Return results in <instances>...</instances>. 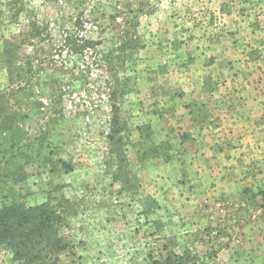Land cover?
Here are the masks:
<instances>
[{
  "label": "rangeland",
  "instance_id": "obj_1",
  "mask_svg": "<svg viewBox=\"0 0 264 264\" xmlns=\"http://www.w3.org/2000/svg\"><path fill=\"white\" fill-rule=\"evenodd\" d=\"M5 40L15 55L1 53ZM224 71L264 79V0H0V92L19 113L0 132V207L68 199L61 264H151L184 251L195 264H264V156L219 157L237 171L202 178L180 127L154 133L161 89L199 72L220 82ZM172 160L179 170L142 173ZM8 254L0 247L1 263Z\"/></svg>",
  "mask_w": 264,
  "mask_h": 264
},
{
  "label": "crops",
  "instance_id": "obj_2",
  "mask_svg": "<svg viewBox=\"0 0 264 264\" xmlns=\"http://www.w3.org/2000/svg\"><path fill=\"white\" fill-rule=\"evenodd\" d=\"M221 73H224V76L219 82L213 73H209L208 79H205L199 72L189 76L190 81L187 79L185 84L176 86L177 88L167 86L161 89L162 95L154 98L157 99L154 101L156 105L164 108L154 133L165 138L171 133L173 125L180 127L177 131L186 136L193 146V150L186 153L198 159L196 164L192 162L188 168L190 171L198 170V176L201 175L202 178L206 177L207 173L217 174L219 171L229 170L230 166L237 171L233 164L218 166L219 157L232 159L242 151L245 154L254 151L264 156L263 77L252 78V74L247 73L239 79L234 76L236 72ZM207 82L210 84L207 85ZM237 140L248 143L239 146L240 152L235 148L234 142ZM204 141H209V144H203ZM221 142L225 143L226 149H221ZM203 157L210 158L208 164L201 161ZM150 165V169L146 166L142 173L150 170L152 173L161 174L162 169L166 170L169 166L179 170L181 164L172 160L163 163L159 168ZM2 260L0 264H21L12 261L9 254Z\"/></svg>",
  "mask_w": 264,
  "mask_h": 264
},
{
  "label": "trees",
  "instance_id": "obj_3",
  "mask_svg": "<svg viewBox=\"0 0 264 264\" xmlns=\"http://www.w3.org/2000/svg\"><path fill=\"white\" fill-rule=\"evenodd\" d=\"M65 42L70 44V39ZM90 44L89 42H87ZM86 43V44H87ZM2 54L5 56L15 55L9 47L10 43L4 41ZM85 43L80 49H83ZM114 96V93H113ZM7 94L0 92V132L11 133L14 124L19 118L17 109H11L8 103ZM111 130L108 136L110 144L121 145V137L118 135L120 127L118 122V108L110 105ZM117 148L115 150L117 151ZM4 162L10 160L4 154L1 156ZM123 162V156L119 155ZM121 162V163H122ZM62 167L71 170V167L61 162ZM124 164L120 165V171L114 179H121L125 176ZM119 170V169H118ZM74 214V209L68 199L61 196L54 202L48 199L42 203L25 206L21 203H10L0 207V247L7 250L14 261L21 264H61L59 255L66 251L68 244L61 236L60 229L66 225V220ZM151 264H195L194 257L184 251L178 255L174 252H167L161 260H153Z\"/></svg>",
  "mask_w": 264,
  "mask_h": 264
}]
</instances>
